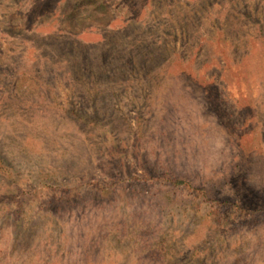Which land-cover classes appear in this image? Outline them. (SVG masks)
Segmentation results:
<instances>
[{"label":"rangeland","instance_id":"1","mask_svg":"<svg viewBox=\"0 0 264 264\" xmlns=\"http://www.w3.org/2000/svg\"><path fill=\"white\" fill-rule=\"evenodd\" d=\"M0 264H264V0H0Z\"/></svg>","mask_w":264,"mask_h":264},{"label":"trees","instance_id":"2","mask_svg":"<svg viewBox=\"0 0 264 264\" xmlns=\"http://www.w3.org/2000/svg\"><path fill=\"white\" fill-rule=\"evenodd\" d=\"M176 184H182V182H180V181H177V182H176Z\"/></svg>","mask_w":264,"mask_h":264}]
</instances>
